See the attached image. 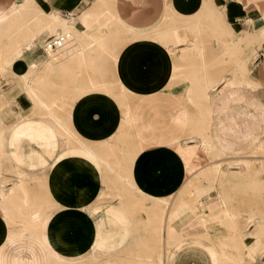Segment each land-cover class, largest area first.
I'll use <instances>...</instances> for the list:
<instances>
[{"label":"crops","instance_id":"1","mask_svg":"<svg viewBox=\"0 0 264 264\" xmlns=\"http://www.w3.org/2000/svg\"><path fill=\"white\" fill-rule=\"evenodd\" d=\"M207 1L209 2L206 3ZM35 2L42 13L46 15L56 13L61 16L62 21H67L66 25L63 22L58 25V31L65 25L73 27L72 29L81 34V42L91 44L106 42L104 53L107 58H119L116 71L122 80L123 76L128 79L129 76L138 80L142 78L141 84L138 83L137 88L135 87L142 97L131 104L133 111L130 125L133 132L131 136H124L118 134L123 121L121 106L114 97L106 93L110 89L104 83H98L102 87L98 86L96 90L97 86H93L96 82L82 79L84 73L91 75L96 72L91 68L89 72H85L86 68L80 69L74 65L66 73L69 82L74 85L71 89L85 93L72 104L74 106L70 114L71 129L87 144L118 143L117 147L106 149V160L121 172L128 168L132 184L141 192L133 195L140 198L137 201H143L145 204L147 216L142 215V218H147V222L145 221L147 225L143 226L140 222L135 233L136 222L123 205L118 203L92 205L98 190L101 191L98 195H103L105 190L104 185L100 184L102 179L100 171H103V168L93 152L80 147H67L62 155L55 157L53 165L48 163L46 156L53 157L56 154L57 145L60 144L58 135L63 131L56 120H53L51 126L43 122V130L39 136H34L37 146H30L24 157L31 167L49 165L51 169L49 171L46 168L39 174H34L32 170L25 168L29 172L23 170L22 175L27 177L29 187H32V177L39 175L41 185L46 191L50 187L60 203L44 216L46 221L39 235L23 233L8 239L10 228L0 216V264H53L55 261L66 264H89L97 252L114 254L119 250L111 259V263L140 264L136 259L138 256L145 259L146 256L152 255V264H161L158 262L160 257L163 264H181L180 261L185 256L194 253L205 256L209 264H223V257L231 251V244L227 240L229 233L223 236L222 232L227 229L219 227L216 232L208 226L204 236L190 234L171 245L168 227L165 226L166 231L164 228L160 231L157 224L148 225V222L158 217L153 215L155 202L165 199L176 203L178 198L184 195L181 192L182 195L177 196L188 177L193 176L195 181L210 178L201 176L208 170L209 162H201L191 173L187 167V160L191 157L211 154L204 149L201 142L200 129L203 118L199 117L196 109H189L180 96L171 98L163 95L167 91H182L169 86L173 74H176L178 60L185 64H188L187 60L192 59L212 60L209 66L211 68L207 72H202L197 67H190L189 71L185 72L187 75L193 73L199 77L200 86H205L209 79L218 81L225 76L235 78L236 66L231 60L236 59V38L253 44L249 48V55L252 52L258 54L255 61L248 64V78L252 80V87L243 86L236 89V85L230 86L225 80L216 84L217 93L214 94L216 97L214 99L217 100L210 121L211 126L208 128L210 131H207V134L215 154L221 153L223 160L228 162L236 161V264H263L264 242L261 240L264 239L262 225L264 179L261 175L264 174L262 57L264 0H35ZM19 3L20 0H0V15L9 16L3 26L9 27L11 21L16 19L12 12ZM168 9L185 18L172 23L169 21V24L165 25L166 20L162 17ZM66 12L67 15L64 14ZM193 21H199V24L194 25L196 22ZM177 26L183 29L178 30ZM157 28L160 30L157 31ZM124 31L128 34L124 35ZM167 31L169 34L163 35ZM41 33L31 41L30 48H23L24 55L16 66L17 64L12 63L17 53L16 38L10 31L2 32L0 28V38L8 39L3 46L0 39V69L1 65L7 67L15 77L29 73L30 83L39 73L44 76L42 66L36 72L31 68L33 64L41 65L48 59L47 57L46 60L40 61L42 55L36 51L44 44L43 41L53 34L50 30ZM246 37L248 39L244 40ZM212 43L217 44L219 49L217 53ZM200 63L202 66V60L198 64ZM227 67L229 68L226 70ZM252 69H257V77L253 76ZM189 83V86H184L185 91L197 90L193 82ZM33 86L42 88L37 83ZM58 86L57 83V90ZM255 94L259 95L258 98ZM27 97L30 98L28 94ZM0 98L1 107V103L6 104L9 97L3 98L0 95ZM19 101L18 105L8 102V107L0 110L1 125L9 128L7 124L14 122L18 115L35 119L32 117L36 114L33 104L24 96L20 97ZM45 101L49 105L48 97ZM51 101L56 102L57 107H61L63 98L58 94L56 100ZM0 137V186L4 184V191L7 194L13 191L17 180L21 178L17 176L12 179L7 171L9 146L13 149L12 156L17 143L15 139H10L9 135ZM60 152L61 150L58 154ZM132 152L135 157L129 167L126 157ZM257 155H262L263 159L256 157ZM255 157L257 159L253 160ZM221 161H216L213 165ZM243 167L247 168L246 171ZM110 174L108 170L105 172V180L112 175ZM5 180L9 181L4 183ZM211 180L215 184L214 179ZM119 183L121 190L118 192H121L122 197L127 196L130 188L121 181ZM220 185L232 186L226 182ZM246 196L251 197L249 200L251 205L248 202L247 206L244 205L243 200ZM179 201L187 204L190 201L197 202L195 199ZM0 202H3L1 197ZM169 212L168 220L172 217L171 208ZM208 213L210 212L204 211L203 215ZM99 214L100 218L97 219ZM252 222H255V225ZM143 231H146V237L142 236ZM160 235L164 236L161 237L163 243L157 239ZM167 239L169 243L166 246ZM162 244L166 247L163 253L160 252ZM10 247H14V250H10ZM232 255L235 256V253L232 252Z\"/></svg>","mask_w":264,"mask_h":264},{"label":"rangeland","instance_id":"2","mask_svg":"<svg viewBox=\"0 0 264 264\" xmlns=\"http://www.w3.org/2000/svg\"><path fill=\"white\" fill-rule=\"evenodd\" d=\"M208 2L209 1H207L206 3H208ZM49 7H51V4L49 5ZM47 9H51V8H47ZM64 14L67 15V12ZM197 17H199V16H197ZM162 18L166 20L164 22V24L168 25L169 21H170V23H172L175 20L178 21L180 19H184L185 17L180 16L176 12L168 9L165 11ZM177 24H178V22H177ZM102 29H104V28H102ZM176 29H178V30L183 29V27L177 26ZM158 30H160V28H157V31ZM123 34L126 35V34H128V32L124 31ZM0 39L2 42V46L7 43V40H8L7 38L1 37ZM212 45L214 46V48H215L214 50L217 53L219 50L217 48L218 47L217 44L212 43ZM252 45L253 44L243 42V40H239V38H236V59L234 61L231 60L232 62H234L235 66H236V77H235V79L237 81L236 89H238L239 87H243V85L245 87L247 86L245 84V81L247 79H249L248 78V64L252 63L253 61H249V59H248L249 57H245V56L249 55V52H250L249 48ZM41 46H39V49L36 51L37 54L42 55L40 61L46 60L47 57H48L47 60H49L50 63H56V62L58 63V62H62L63 60L65 61V59L66 60L69 59V58H65L64 55H66V53H63L62 51L58 54H55V55H50V54L47 55V54L43 53V51L41 50ZM104 52H105V50H103V53ZM177 54H179V51L177 52ZM260 54L262 55V53H260ZM104 55H105V60L103 61L102 66L99 69V72L98 73L96 72V73L91 74V75L89 73H84L82 75V79L87 80V82L93 81V82L102 83V84L104 83L110 89V91H107V92L105 91V92L107 94H111V96L117 100V102L120 104L122 112H123L125 110V108H127L128 106L130 107L132 103H134L138 98L140 99L142 97V95L139 92H137V90H136L138 83L141 84L142 78L138 80V79H133L132 76H129V79H128L126 76H123V78L125 80L124 79L122 80L121 79L122 77L120 78V76L117 74V71H116V65L119 61V58H107L106 53H104ZM262 57L264 58L263 55H262ZM0 58H1V56H0ZM201 60H202V66H201V63H200V65L198 64ZM187 62H188V64H185L184 62H182V61L179 62V60H178L177 69L176 70L174 69L176 74H173L172 80L169 84V86L177 87V89H182V91L181 90H176V92L175 91H172V92L167 91V93L165 94V92H164L163 95L170 96L171 98H179V96H180L181 99L183 100V102L187 105V107L189 109L190 108L196 109L197 113H199L198 107L196 105H194L192 103V101L189 99V94L192 95V91H189V90L185 91L184 88L186 86L190 85L189 82H190L191 78H195L197 80H200V78L197 77L196 75H194L193 73L192 74L188 73V75H187V74H185V72L189 71L190 67H197L199 70L201 69L202 72L203 71L207 72L211 68L209 66L212 63V60H206L205 61V59H192V60H187ZM206 63H207V65H206ZM242 63H245L247 66L246 67L239 66V64H242ZM18 64L16 66H18ZM228 68L229 67H227L226 70ZM89 70L90 69L86 68L84 71L89 72ZM0 71L2 73V74H0V80H1L0 95H2L3 98L9 97L8 102H11L12 105L13 104L18 105L20 102L19 101L20 97L24 96L25 99L29 100L33 104V106H34L33 110L36 112V114H34L32 116L36 120L30 119L29 117H27L25 115H18L14 122L7 124L9 126V128H11V129L5 127V125L0 124V136L5 137V136L9 135L10 139H12V138L15 139L16 143H17L16 147L14 148L15 153L12 156H11V151L13 149L9 146L10 154L7 156V162H8L9 167H8L7 171L9 174H11L12 179H15L17 176H21V178L19 180H17V184L15 186H19L21 181L25 182V187L24 188L20 187V189L17 192V194L19 195L18 199L21 201L20 203L23 202V204H25V205L35 206V207L37 205H40V207H42V208L40 209L41 211L39 213V218L43 221V224L45 221L44 216L46 215V213L60 203L58 198L51 191L50 187L47 188L48 190L46 191L44 186L41 185V182L39 180V175H37V176L34 175L32 177L33 178L32 179L33 182L31 181L32 187L28 186V180L26 179L27 177L22 175V173H24L23 170L29 172V170L25 169V168H29L30 170H32V172L34 174H39L41 170H43V169L45 170L46 168H48L50 171L51 168L49 165L48 166L38 165L37 167H31L30 163H28L26 161V158L24 157V155H25L24 153L27 152V150L30 148V146H35V147L37 146V144L35 143L34 136L35 135L39 136V133L43 130L44 124H42V123L43 122L48 123L51 126L54 123L53 120L57 119L59 122L63 123V126L66 127L69 134H66L65 132H63V133H61V135H58V137H59L58 144H59V142H60V144H59V146L57 145L58 148L56 150V154L53 157H51L50 155L46 156V154H44L48 159V163L53 165L55 157H59V155H62L63 151L66 150L67 147H80L81 148V146H83L87 150L98 155L104 163L103 171H100V175L102 176V179L100 180V184L104 185L105 190L103 192V195H98V194H101V191L98 190L96 197L92 201V205L93 206L95 204L96 205H100V204L116 205L117 203H119L123 206H126L125 208L131 212V215H132L134 221L136 222V226H135L136 231H137V228L139 226L138 224H140V222H142L141 225L146 226L147 224L145 223V221L147 222V218H142V215L147 216V210H146V208H144V206H145L144 202L139 201V203H138L137 200L140 198L137 197L136 195H133V193L131 194V192L129 194L127 193L128 195L125 197H122L121 192L120 193L118 192L121 190L119 182L121 181L124 183V181L119 179L117 177V175L120 174V175H123L124 178H126L127 174H128V168H126V170H124L122 172L119 170H116L115 167L112 166L106 160L107 159V156L105 154L106 149L107 148L109 149L111 147H108L106 144L105 145L87 144L82 139H80L77 136V134L71 129L70 114H71L72 108L74 106L72 104H74L78 100V98L82 97L80 95L81 94L80 92H82V91H74L71 89V87L74 85L71 82H69V80H68L69 76L66 73L55 72L51 68L43 67V74H45V75L43 76L41 73H39V75L36 78H34V81H37V82H34L32 84V85H34L37 83L38 86H42V87L46 86V89L44 90L45 91L44 94L42 93L45 96L42 99L43 106L37 107L33 103V101L27 97V94H26L27 92H26L25 87L23 85V82L21 80V76L15 77V76L11 75V73H10L11 71L8 70V68L3 66V65H1ZM252 71H253V76L257 77V75H258L257 69L256 70L252 69ZM203 75H206V74H203ZM94 79L96 81H94ZM42 82H44L45 84H43ZM57 83L59 84L58 90L56 87ZM58 94L60 96H62V98H63V103H62L61 107H57L55 105L56 102L51 101V100H56ZM248 96L251 97L250 94H248ZM255 96L258 98L259 95L255 94ZM47 97L50 99L49 105H47L46 101H45V98H47ZM1 100H2V98H0V101ZM193 101L194 102H200V103H202V105L207 102V101L198 100V99H193ZM263 101H264V99H263ZM7 103L3 104L0 107V110L4 109V107H6V106L8 107ZM206 106L207 105H203L202 108H204ZM23 116H25V117H23ZM204 118H205V116H204ZM48 124H47V126H48ZM12 127H14V128H12ZM132 132L133 131L131 129V125L125 126V124H122L118 134H121L124 136H131ZM0 141H1V137H0ZM113 145L115 147H117L118 143H114ZM26 147H27V149H25ZM59 150H61V152L58 154ZM209 150H211V149H208V151ZM209 152L212 153V154H210L211 156L209 155L210 157L198 155L199 157L202 158L201 162L203 161V162H209L210 163L209 164L210 166H208V170H207V171H209L208 173L212 174L214 172V169L220 163H221L220 165L222 168L224 167V169H226L228 171H231V170H235V171H231L228 174V176H222L219 179L214 180L215 184H213V182L211 180L212 176L210 174L208 175L210 178H206V179H202V180H198V181H195V178L193 176L189 177L188 179H186L184 186L182 187V189L180 190V192L178 193L177 196L182 195L181 192L184 193V195H182L180 198H178V201L176 203L169 201V200H165V201L161 200V201L155 202L153 206L158 209L157 210L154 208V210L156 212H158V214H156V212H155V214H153V215H155V216L160 215L159 218L160 217L162 218L161 215L163 213V210L165 207L168 210V206L171 208L172 211L173 210L176 211V209L181 208V207L183 209H184V207H187V209L186 208L184 209L185 213H183L184 211L182 213H179V214L177 213L176 217L173 219V224H176L175 225L176 230L180 231L179 236H183V237H185V235L187 236L190 234L191 235H202V236H204L206 234L208 226L212 227V230L214 229V230H216V232L218 231L219 227L227 229L228 232L225 230L224 231L222 230V232H223V236H225L227 233H229L227 240L231 244V246H230L231 251H229V253H226V255L223 257V263L235 264L236 263V231H235L236 227H234V226H236V224H232V221L233 222L236 221V177H235V175H236V161H233V163H232V161L228 162L227 160H223L224 158H221V157H223L221 155L217 154L218 155V157H217V155L215 153H213L214 151L211 150ZM133 153L134 152H132L130 155L135 157V155ZM14 156H15V158H14ZM203 157H205V158H203ZM256 157H258V158L261 157L260 159H263L262 155H257ZM256 157L253 158V160H256L257 159ZM216 161H221V162L218 163L217 165H213V163H215ZM230 164H232V165H230ZM256 167H258V166H256ZM107 170L112 175L110 174L111 176H109L105 180V172ZM233 172H235V173H233ZM261 178L264 179V174L261 175ZM12 179H10V181H12ZM130 179L131 178H128V181ZM212 179H214V178H212ZM7 181H9V180H7ZM7 181L5 180L4 182H7ZM189 181H190V183H189ZM224 182H226L229 185H231L232 183L233 184H232V186H221L220 184H222ZM11 183H13V182H11ZM124 184L127 186L126 182ZM0 189H2V190H0V197L5 201L6 197L9 195L10 192L8 194H6L4 191V188L0 187ZM183 190H189V192H187V191L183 192ZM138 193H140V192H138ZM250 198L251 197H247V196L244 197V200H243L245 202L244 205L247 206V202H248V204H250V201H249V200H251ZM181 199L182 200H184V199H186V200L195 199V200H197V202H191L190 201L188 203V205H189L188 206L187 203H183V204L179 203L180 202L179 200H181ZM4 201L0 202V216L7 222L8 227L10 228L8 239H10V238H12L18 234H23V233H29L30 234V232H31L30 229H28L26 227L21 228L20 226H15L11 223L12 218L11 217L9 218L8 215L3 212ZM209 202H213L214 204L219 205L218 212L215 209L214 210H209L208 208H207L208 210L206 209V203H209ZM136 203H138L137 204L138 207L136 206ZM141 203H142V205H141ZM181 204H182V206H181ZM198 204H199V206H198ZM252 204H253V202H252ZM202 206H204L205 209ZM225 206H226V208H225ZM196 207H198V208H196ZM25 209H26V207H24L23 211L21 212V214L19 213L18 216H20L22 214L30 216L31 211L25 210ZM199 209H200V211H199ZM201 209H203L204 211H209L210 213H208V215H203L204 211ZM160 210L162 211V213H160L161 212ZM190 210L194 211V212H192V214L195 213V215L192 217L193 220L198 219L202 224H200L199 226H198V224L191 225L190 223H187L185 221L189 217L188 211L190 212ZM222 210H224V211L226 210V211L224 212ZM191 215H190V217H191ZM134 216H136V217L134 218ZM232 216H234L233 217L234 220L232 219ZM99 218H100V214H99L97 219H99ZM159 218L157 220H155V222H158V224H160V220H161V218L160 219ZM151 220H153V222ZM151 220H149V222L151 224H154V219L152 218ZM195 220H194V223H196ZM228 221H230V222H228ZM149 222H148V224H149ZM151 224H149V225H151ZM155 224H157V223H155ZM201 225H204V227ZM205 227H206V229H205ZM38 231L39 230H37L35 232L36 234L33 233V235H39L40 231L39 232ZM142 236L146 237V231L142 232ZM160 236L158 238L159 242H160V238L164 237L163 235L161 237ZM217 236H219V235H217ZM163 242L164 241L162 240V243ZM165 242H166V246H167L169 243V240L167 239ZM165 248L166 247L162 244V248H161L160 252L163 253ZM10 250H14V247H10ZM118 252H116L114 254H108V255L97 252L96 256H94L93 260L89 264H122V262L111 263L112 257H115V255L118 254ZM232 252L235 253V256L232 255ZM25 255L28 256L27 254H25ZM146 257L151 258L153 261L152 255H148ZM137 258H139V259H137ZM137 258H136L137 261H139V263L142 264L144 258L141 256H138ZM141 259H142V262H141ZM145 260H146V258H145ZM56 262L57 261H55L53 264L58 263V262L57 263ZM158 262L163 264L162 259L160 261L158 259ZM180 262H181V264H209V262L205 256L203 257L201 255H195L194 253H190L188 256H185L184 259L181 260ZM63 264H66V263H63Z\"/></svg>","mask_w":264,"mask_h":264},{"label":"bare ground","instance_id":"3","mask_svg":"<svg viewBox=\"0 0 264 264\" xmlns=\"http://www.w3.org/2000/svg\"><path fill=\"white\" fill-rule=\"evenodd\" d=\"M19 2V1H18ZM30 9V10H29ZM12 14L15 15L16 19L14 21H11V24L10 26L8 27L7 25L6 26H3V24L5 22L8 21L9 19V16L7 14H2L0 15V28L2 30V32H9L11 34H13V36L16 38V43H15V46H16V50H17V53H16V58L14 60H12V63L13 64H18L20 63L21 61V58L23 57L24 55V52H23V48L24 47H29L31 45V41L35 38V36L39 35L42 31L44 30H50L51 33L53 34L52 36H59L61 34H64V33H70L71 36H72V41L70 43V45L64 49V50H61L63 53H66L65 58H69L68 60L65 59V61L63 62H56V63H50L49 60H46L45 62H43L41 65L40 64H33L31 66L33 72H36V70H38V68L40 66L42 67H48V68H51L53 69L55 72H61V73H67L69 70H71V68L75 65L77 66L78 68H88L91 70H93V72H99V69L101 68L102 66V63L103 61L105 60V55L103 52H101L100 50H105V46H106V43L105 42H100V43H96V44H91V43H84V42H81L80 40H82V38L80 37L81 34L79 32H77L76 30L72 29L73 27H68V26H65L67 23V21H62L61 19V16H58V14L56 13H50V14H44L41 12V10L37 7L36 5V2L35 0H20V3L18 5H15V11L12 12ZM32 16V17H31ZM87 16V15H86ZM64 18V17H63ZM65 24L64 26H61V30L58 31V28H59V24ZM193 22H196L194 23L195 24H199V21H193ZM255 32V31H254ZM42 34V33H41ZM169 34L168 32L166 33H163V35H167ZM51 38V37H50ZM262 38V37H261ZM248 38L246 37L244 40H247ZM260 39V38H259ZM243 40V39H242ZM34 41V40H33ZM30 48V47H29ZM28 48V49H29ZM25 51V50H24ZM61 51L59 52H53V53H49L50 55H55V54H58L60 53ZM258 54L256 52H252V54L249 56V61H255V59L257 58ZM264 64V63H263ZM239 66L241 67H246L247 65L245 63H242V64H239ZM79 70V69H78ZM30 74L29 73H25V74H22L21 75V80L23 82V85L25 87V90L27 92V94L29 95V97L31 98V100L33 101V103L38 107V106H43V102H42V99L43 97H45L43 94H44V90L46 89V86L45 87H42V88H36L34 87L32 84L34 82V79L32 81V83H30ZM34 78V77H33ZM81 78V77H80ZM233 78V79H232ZM252 78V77H251ZM253 79V78H252ZM80 80V79H79ZM222 80H225L227 81V83L230 84V86H237V81L235 80V78L233 76L228 77V76H225L223 77L222 79L218 80V81H212V80H207L206 82V85L204 86H200L198 82H200V80H197L195 78H191L190 79V82H193L194 83V87L197 88V90H192V95L189 94V99L192 101V103L194 105H196L199 109V117H202L203 120H202V123H201V129L200 131L202 132L201 134V137H202V146L204 147V149L208 150V149H211L212 150V147L209 143V140H208V134H207V131H208V128H210L211 124H210V121L212 120L211 117L213 115V111H214V105L216 103V100L217 99H214L216 98L215 97V87H216V84L219 82V81H222ZM254 80V79H253ZM70 81V80H69ZM94 81H96L94 79ZM252 81V80H251ZM250 79H247L245 81V84L248 86V87H252V83H251ZM79 83V81H78ZM77 83V84H78ZM82 83V82H81ZM254 83V82H253ZM89 84H91L89 82ZM95 84H98L97 82ZM93 85L96 88L99 87H102L100 86L99 84L98 85ZM257 84V83H255ZM84 85V84H83ZM92 85V84H91ZM261 85V84H260ZM259 85V86H260ZM89 86V85H88ZM92 86V87H93ZM244 86V85H243ZM81 87V86H80ZM90 88V86H89ZM257 88V87H256ZM94 89V88H93ZM92 89V90H93ZM104 89V88H103ZM97 90V89H96ZM85 91V90H84ZM87 91V90H86ZM85 91V92H86ZM95 91V90H93ZM92 91V92H93ZM101 91V89H100ZM102 92V91H101ZM223 92V91H222ZM43 93V94H42ZM81 94L80 95H83L85 94L84 92H80ZM105 93V92H104ZM215 94V95H214ZM111 95V94H110ZM221 95V94H220ZM219 97V96H218ZM79 99V98H78ZM193 99H198V100H204V101H207V106L202 108V103L200 102H194ZM213 99L215 101H213ZM132 101V100H131ZM130 101V102H131ZM5 104V102H2L1 105ZM122 105V104H121ZM192 105V104H191ZM46 108V107H45ZM122 110V109H121ZM132 111H133V107L132 106H128L127 108H125V110L122 112V115H123V121H122V124H125V126H128L130 125V119H131V114H132ZM205 116V118H204ZM56 121H58L56 119ZM59 122V121H58ZM60 124V127H61V130L63 132H65L66 134H69L68 130L66 129L65 126H63V123L59 122ZM216 128V126H215ZM217 130V129H216ZM210 131V129H209ZM208 131V132H209ZM194 132V131H191V133ZM215 133V132H214ZM210 137V135H209ZM74 138V137H73ZM197 140V139H196ZM210 140L211 137H210ZM195 141V140H194ZM199 141V140H198ZM196 143V141H195ZM212 143V141H211ZM233 143V142H231ZM230 143V145H231ZM181 144V143H180ZM198 144V142L196 143ZM201 144V143H200ZM108 147H115L113 144L111 143H108L106 144ZM185 145H186V142H185ZM213 145V144H212ZM262 145V144H261ZM179 146V144L177 145ZM197 146H200V145H197ZM214 147V146H213ZM81 148H84L83 146H81ZM183 148V147H182ZM86 149V148H84ZM215 149V148H214ZM209 150V151H211ZM217 150V149H216ZM215 150V151H216ZM214 151V150H212ZM214 153V152H213ZM212 154V153H211ZM221 153H218V155H220ZM214 155V154H213ZM217 155V154H216ZM217 155V157H218ZM97 158H98V161H99V164L100 166H102V168H104V163L102 161V159L96 155ZM126 156V155H125ZM211 156V155H210ZM209 156V157H210ZM94 157V156H93ZM206 157V156H205ZM203 157V158H205ZM216 158V157H215ZM222 158V157H221ZM229 158V157H228ZM201 157H199L198 155H196L195 157H191L189 160H187V167H188V172L191 173L193 172L196 167L201 163ZM213 159V158H212ZM134 160V156L132 155H127L126 157V161L128 162V166L130 167V165L132 164ZM245 162V160H243ZM203 162V161H202ZM233 163V162H232ZM221 164V163H220ZM218 164V166L214 169V172L212 174L208 173L209 171L207 172H204L202 173L201 176L203 177H206L208 176L209 174L212 176V178H214V180L216 179H219L220 177L222 176H228V174L232 171H228L226 169H224V167L222 168L221 165ZM232 165V164H230ZM244 170L246 171L247 168L243 167ZM239 170V169H238ZM200 172V171H199ZM198 172V173H199ZM196 173V174H198ZM235 173V172H233ZM195 174V175H196ZM246 174V173H245ZM125 176V175H124ZM117 177L121 180L124 181V183L126 182L127 183V186L128 188H130V192L131 194L132 193H138L140 192L136 187H134V185L132 184V182L129 180L128 181V178L129 175L127 174V177L124 178L123 175H117ZM188 177V176H187ZM209 177V176H208ZM232 177V176H231ZM236 177V175H235ZM189 178V177H188ZM235 180V179H234ZM217 182V181H216ZM234 182V181H233ZM5 183V182H4ZM220 184V183H219ZM233 184V183H232ZM235 186V185H234ZM1 188H4V184H2L0 186ZM21 188H24L25 187V182L24 181H21L20 182V185L19 186H16L12 192L9 193V195L6 197V200L4 201L3 203V212L5 214L8 215V217L12 218V221L11 223L15 226H20L21 228L23 227H26L28 229L31 230L30 234L32 233H35L37 230L42 231V228L44 227L43 225V221L39 218V213H40V209L42 207H40V205H37L36 207L35 206H28V205H25L22 203H20L21 201L18 199L19 195L17 194L18 190ZM127 188V192L129 193V190ZM2 190V189H0ZM52 191V190H51ZM53 192V191H52ZM188 192V190H187ZM51 193V192H50ZM141 193V192H140ZM8 194V193H7ZM53 194H55L53 192ZM120 195V194H119ZM123 199V198H122ZM152 199V198H151ZM172 199V198H171ZM228 200V199H227ZM165 201V199L163 200ZM222 201V200H221ZM260 201V200H258ZM216 202V201H215ZM257 202V201H256ZM139 203V201H138ZM136 203V206L137 204ZM163 203V202H162ZM185 203V202H182V204ZM224 203V202H223ZM119 204V203H118ZM158 204V203H157ZM167 204V203H166ZM181 204V206H182ZM218 204V203H217ZM43 205V204H42ZM47 205V204H46ZM142 205V203H141ZM188 205V204H187ZM224 205V204H223ZM185 206V205H184ZM183 206V207H184ZM189 206V205H188ZM199 206V204H198ZM24 207H26L25 210H30L31 213H30V216L29 215H20L18 216V214L23 211ZM126 207V206H124ZM138 207V206H137ZM204 207V206H202ZM218 207L219 205H216L214 204L213 202H209V203H206V209L208 208L209 210H217L218 212ZM129 208V207H128ZM133 208V207H132ZM140 208V207H139ZM138 208V209H139ZM145 208V206H144ZM155 208V207H154ZM187 209V207H184V209ZM190 208V207H189ZM192 208V207H191ZM198 208V207H196ZM200 208V207H199ZM226 208V206H225ZM142 209V208H141ZM157 209V208H155ZM184 209L181 207V208H178L175 210H171L172 212V217L169 218V220L167 219V216H168V212L170 211V207L168 206V210L166 209V207L164 208L163 210V213L162 211L160 213H162V218L160 220V224H158V222H154V223H157V225H159V228H160V231L164 228L165 231H166V227H168V230H169V239H171V245L178 239L182 238L183 236H179L180 234V231H177L176 230V224H173V219L176 217V214L178 213H182L184 211ZM205 209V207H204ZM207 209V210H208ZM223 209V208H222ZM128 210V209H127ZM158 210V209H157ZM189 210V209H188ZM203 210V209H201ZM2 211V210H1ZM129 211V210H128ZM200 211V209H199ZM204 211V210H203ZM224 211V210H222ZM226 211V210H225ZM224 211V212H225ZM130 212V211H129ZM133 212V211H132ZM156 212V211H155ZM192 210H190V212L188 211V215L189 217L187 218V220H185L187 223H190L191 225L193 224H198V226L200 224H202L198 219H194L196 221V223H194V220H193V216L195 215V213L192 214ZM196 212V211H195ZM221 212V211H220ZM219 212V213H220ZM131 213V212H130ZM170 213V212H169ZM185 213V211L183 212ZM204 213V212H203ZM156 214H158V212H156ZM192 214V215H191ZM3 215V214H2ZM187 215V216H188ZM191 215V217H190ZM157 216V215H156ZM160 216V215H159ZM158 216V217H159ZM197 216V215H196ZM20 217V218H19ZM234 216H232V219H233ZM157 218V217H156ZM159 218V219H160ZM258 218V217H257ZM260 218V216H259ZM158 219V218H157ZM155 219V220H157ZM231 219V220H232ZM262 219V218H260ZM154 220V221H155ZM168 220V221H167ZM226 220V219H225ZM230 220V221H231ZM234 220V219H233ZM263 220V219H262ZM46 221V220H45ZM44 221V222H45ZM153 222V220H151ZM159 221V220H158ZM205 221V220H204ZM228 221V222H230ZM224 222V221H223ZM236 221H232V224H236L235 223ZM257 222V221H256ZM206 223V222H205ZM253 223V222H252ZM255 223V222H254ZM253 223V224H254ZM258 223H259V219H258ZM260 223H263V222H260ZM149 224H151L149 222ZM148 224V225H149ZM139 225V224H138ZM153 225V224H151ZM255 225V224H254ZM261 225V224H260ZM264 225V224H262ZM136 226V225H135ZM134 226V227H135ZM204 227V225H201ZM257 226V225H256ZM207 227V226H206ZM205 227V229H206ZM236 227V226H234ZM255 227V226H254ZM199 229V228H198ZM235 229V228H234ZM18 230V229H17ZM29 230V231H30ZM204 230V229H203ZM259 230V229H258ZM38 231V232H39ZM133 231V230H132ZM135 233H137L136 230H134ZM159 231V232H160ZM236 231V229H235ZM250 231V230H249ZM257 231V230H255ZM177 232V233H176ZM179 232V233H178ZM166 233V232H165ZM255 232H253L254 234ZM36 234V233H35ZM250 234V233H249ZM133 235V234H132ZM166 235V234H165ZM185 235V234H184ZM252 235V233H251ZM186 236V235H185ZM161 237V236H160ZM253 237V236H251ZM158 239V238H157ZM166 239V238H165ZM164 239V240H165ZM246 239V238H244ZM254 239V238H253ZM261 240V239H259ZM161 238H160V242H161ZM261 241L264 242V239H262ZM260 241V242H261ZM166 243V242H165ZM251 243V242H249ZM259 244V243H258ZM264 244V243H263ZM250 246V245H249ZM258 246V245H257ZM252 248V252L255 253V251H253V247ZM102 251V250H101ZM99 253V252H98ZM103 254V253H102ZM110 254V253H108ZM107 254V255H108ZM113 254V253H112ZM246 254V253H245ZM247 256V255H245ZM260 256V255H259ZM264 256V255H262ZM260 256V257H262ZM111 257V256H110ZM109 257V258H110ZM113 258V257H112ZM139 259V258H137ZM262 259V258H261ZM161 260V257L159 258V261ZM257 260H258V257H257ZM263 261V260H261ZM139 262V261H138ZM141 262H142V259H141ZM250 262V261H249ZM257 262V261H256ZM259 262V261H258ZM57 263V262H56ZM59 264H63L62 262H58ZM57 263V264H58ZM160 263V262H159ZM251 263V262H250ZM254 263V262H253ZM142 264H152V259L151 258H148L146 257V260L144 259ZM223 264H226V263H223ZM236 264V263H235ZM255 264H258V263H255ZM264 264V263H263Z\"/></svg>","mask_w":264,"mask_h":264},{"label":"built area","instance_id":"4","mask_svg":"<svg viewBox=\"0 0 264 264\" xmlns=\"http://www.w3.org/2000/svg\"><path fill=\"white\" fill-rule=\"evenodd\" d=\"M72 41V36L70 33H64L59 36H54L51 38H47L44 41V44L41 47V50L45 54L59 52L61 50L66 49Z\"/></svg>","mask_w":264,"mask_h":264}]
</instances>
